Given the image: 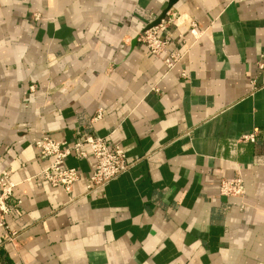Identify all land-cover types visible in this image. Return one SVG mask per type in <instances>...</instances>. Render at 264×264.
I'll list each match as a JSON object with an SVG mask.
<instances>
[{"label":"crops","instance_id":"0c3cea01","mask_svg":"<svg viewBox=\"0 0 264 264\" xmlns=\"http://www.w3.org/2000/svg\"><path fill=\"white\" fill-rule=\"evenodd\" d=\"M168 2L0 0V264H264V0H179L202 35L170 27L157 58L136 35ZM43 134L107 137L134 163L85 195L95 162L70 156L68 194L40 175ZM238 172L245 197L221 195Z\"/></svg>","mask_w":264,"mask_h":264},{"label":"built area","instance_id":"2783aa9c","mask_svg":"<svg viewBox=\"0 0 264 264\" xmlns=\"http://www.w3.org/2000/svg\"><path fill=\"white\" fill-rule=\"evenodd\" d=\"M172 10L160 24L136 35V40L144 44L151 55L157 58H161L170 45L171 41L166 36L170 27L187 30L195 39L202 35L199 25L194 19L182 16L178 12H172ZM33 16L37 21L42 19L40 13H35ZM156 18L153 16L149 23ZM180 37L183 38V35L180 34ZM182 58L181 53L172 52L163 57V62L168 69H173ZM261 67L263 68V65ZM30 91H36V86L31 85ZM103 115L104 110L99 109L91 121H99ZM241 140L255 142L256 135L255 133L245 134ZM35 145L43 157L52 158L51 163L41 171L40 175L52 186L61 187L68 194L73 193V187L80 178L76 168L65 165L66 159L70 156L92 158L95 162L94 170L88 176L85 195L101 190L108 182L128 171L134 163L128 159L125 149L121 145L110 146L107 137L84 135L80 141L63 146L50 135L43 134L35 141ZM85 146L88 147V150L84 149ZM15 187L16 184L11 180V171L0 169V227L6 229H9L6 217L13 212L11 200ZM219 191L221 195L228 198H244L247 189L243 176L238 172L233 178L221 177ZM7 240L14 242L16 235L12 233L7 237Z\"/></svg>","mask_w":264,"mask_h":264},{"label":"water","instance_id":"95a60500","mask_svg":"<svg viewBox=\"0 0 264 264\" xmlns=\"http://www.w3.org/2000/svg\"><path fill=\"white\" fill-rule=\"evenodd\" d=\"M179 0H169L167 7L164 9V11L151 23H149L141 32L143 33L145 30L157 26L161 23V21L168 15L169 11L173 9V7L177 4Z\"/></svg>","mask_w":264,"mask_h":264}]
</instances>
